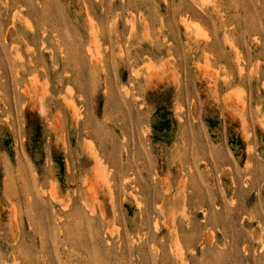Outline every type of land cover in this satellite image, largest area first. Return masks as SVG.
I'll use <instances>...</instances> for the list:
<instances>
[{"label":"rangeland","instance_id":"374dc122","mask_svg":"<svg viewBox=\"0 0 264 264\" xmlns=\"http://www.w3.org/2000/svg\"><path fill=\"white\" fill-rule=\"evenodd\" d=\"M0 264H264V0H0Z\"/></svg>","mask_w":264,"mask_h":264}]
</instances>
